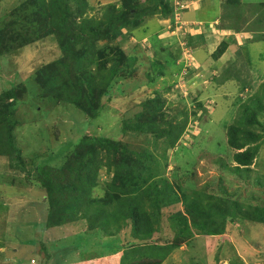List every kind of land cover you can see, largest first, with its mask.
Returning a JSON list of instances; mask_svg holds the SVG:
<instances>
[{
  "label": "trees",
  "instance_id": "obj_1",
  "mask_svg": "<svg viewBox=\"0 0 264 264\" xmlns=\"http://www.w3.org/2000/svg\"><path fill=\"white\" fill-rule=\"evenodd\" d=\"M241 4L242 0L238 3L224 1L223 13L227 17L234 16L238 22L224 25L218 17L214 25L220 32L233 30L241 33L252 23L261 24L264 12L257 11L244 17V11L240 12ZM173 7L172 0H119L101 6L99 13L88 15L87 10L95 7L90 8L87 0H25L0 20V59L12 56V52L26 46L54 39L58 56L37 63L32 61L27 66L28 70L33 69L28 76L41 90L40 96L44 99L49 97L59 103L72 104L88 119H95L105 107L116 102L114 87L132 78L136 70V57L126 56L122 43L117 39L124 32L129 38L136 28L143 26L144 21L155 16L171 18L170 26L174 29L181 21L176 22ZM227 7L232 8L227 10ZM197 22L200 21L189 23L191 30L183 39L184 45L193 49L205 43L203 32H199L201 23ZM160 27L164 28L163 25ZM232 41H236L232 35L225 37L211 57L218 61ZM184 45L176 43L178 51ZM163 54L168 67L177 66L178 55L171 54V51ZM166 68L151 75L148 81L166 76ZM18 87L10 86L0 94L3 101H0V156H6L13 169L23 172L25 181L45 190L47 228L84 219L86 237H96L93 244L99 245L102 251H108L107 254H97L96 250L87 249L89 243L85 241L80 256L77 255L78 246H72L71 253L77 252L78 260L54 263L51 258L57 252L55 246L51 250L40 238L37 251L44 258L53 260L54 264H126V261L130 264H161L170 251L188 241L192 227L197 234L224 236L237 220L264 224V205L244 204L223 186L214 193L209 190L196 192L192 187L193 196L184 194L182 198L185 211L176 213V235L172 240L161 237L163 208L180 201L173 192V183L162 171L169 167L171 150L189 130L188 111L179 110L175 115H167L164 111L160 97L163 89H156L141 99L137 113L122 120L123 138L82 134L61 157L58 165L54 167L32 159L35 165L31 171L21 159L22 149L14 134L18 123L14 114L21 99L17 95ZM22 87L23 94H26L29 84L25 82ZM259 91L241 105L239 119L223 124L227 144L234 152L226 161H220L219 166L222 171L234 172L243 184L250 182L252 166L264 140V121L260 119V115H264V82ZM58 134L56 130V136ZM136 139L142 143L135 144ZM176 162L174 159V166L176 164L181 169ZM182 170L183 174L179 172L175 181L184 191L195 178L186 180L192 169ZM102 171L106 179L100 177ZM96 188H101L99 195L94 194ZM129 227L131 240L119 236ZM116 255L120 256L119 261Z\"/></svg>",
  "mask_w": 264,
  "mask_h": 264
},
{
  "label": "rangeland",
  "instance_id": "obj_2",
  "mask_svg": "<svg viewBox=\"0 0 264 264\" xmlns=\"http://www.w3.org/2000/svg\"><path fill=\"white\" fill-rule=\"evenodd\" d=\"M24 1L0 0V20ZM87 1L90 8L95 7L88 9L87 14L93 15L99 13L101 6L119 0ZM224 1L200 0L196 8L186 6L188 9L175 19L181 21V24L174 29L170 27L171 18L155 16L144 21L145 25L136 28L129 38L124 32L117 41L122 43L126 56L136 57V70L132 78L125 79L114 87L116 102L105 107L95 119H88L72 104L59 103L49 97L44 99L40 96L41 90L28 76L33 69L30 71L27 66L32 61L37 63L58 56L54 39L26 46L16 53L12 52V56L0 59V94L10 86L20 87L17 95L21 99L14 114L18 123L14 134L22 149L21 159L26 168L34 171L33 161L46 162L55 167L82 134L123 138L122 120L137 113L141 99L151 95L156 89H163L160 97L164 102V111L167 115H175L183 109L188 111L189 130L171 150L168 156L169 167L162 171L173 183L175 190L172 188L171 191L176 193L180 201L163 208L161 237L172 240L176 235V213L185 211L182 198L184 194L193 196L192 187L196 192L209 190L214 193L223 186L244 204L264 205V140L252 166L248 184H243V180L234 172L222 171L219 166L220 161H226L234 152L227 144L223 124H231L239 119L241 105L256 96L264 82V15L261 16V24L252 23L241 33L233 30L220 32L214 24L208 25V28L207 23L214 22L218 17L220 22L223 20L224 25L238 22L234 16L227 17L223 13ZM242 3L240 12L244 11V17L257 11L264 12V0H242ZM192 20L200 21L197 22L201 23L199 32H203L205 43L198 44L195 49L184 45L180 48V53L176 43H180V46L184 44L183 39L191 30L189 23ZM146 27L148 28L144 32ZM231 35L236 41H232L224 55L215 61L211 54L225 37ZM166 51L178 55L177 66L168 67L163 54ZM165 67L166 76H160L153 82L148 81L151 75L159 73ZM25 82L29 84V88L23 94L22 86ZM260 119L264 121V115H260ZM56 130L59 133L57 136ZM141 143L142 140H135V144ZM183 147L186 149H182ZM174 159L183 169H192L186 180L195 178V181L187 185V190L183 189L185 192L175 181L179 172L183 174L184 170L179 169L176 164L174 166ZM230 163L233 165V162ZM31 177L33 179L34 175ZM100 177L106 179V174L102 171ZM100 190L101 188H96L94 194L99 195ZM45 200L44 189L25 181L23 172L13 169L6 156H0V264L48 263L50 260L37 251V240L40 238L44 239L51 250L55 246L57 252L51 258L54 263L78 260L85 241L86 244L89 243L87 249L96 250L97 254L108 253L100 250L99 245L93 244L96 237H86L83 230L84 219L77 223L47 228L48 204ZM191 231L192 236L188 241L170 251L161 264H264V224L237 220L224 236L197 234L193 227ZM154 235L156 239L157 235ZM119 236L131 240V227L123 230ZM74 244L78 246V256L77 252L71 253ZM116 258L119 261L120 256L116 255ZM53 260L49 264H54ZM126 264H130V261H126Z\"/></svg>",
  "mask_w": 264,
  "mask_h": 264
},
{
  "label": "clouds",
  "instance_id": "obj_3",
  "mask_svg": "<svg viewBox=\"0 0 264 264\" xmlns=\"http://www.w3.org/2000/svg\"><path fill=\"white\" fill-rule=\"evenodd\" d=\"M172 2L174 4L173 12H175V17L177 19V17H179L180 13L182 11H184L186 8H188L186 6H191L192 5L191 3H193V0H172ZM186 2H187V4H185ZM176 22H178V21H176ZM182 45H184V44H182ZM186 133L187 132H185L184 134H186Z\"/></svg>",
  "mask_w": 264,
  "mask_h": 264
},
{
  "label": "crops",
  "instance_id": "obj_4",
  "mask_svg": "<svg viewBox=\"0 0 264 264\" xmlns=\"http://www.w3.org/2000/svg\"><path fill=\"white\" fill-rule=\"evenodd\" d=\"M198 2H199L198 0H193V3H191V4H192L191 7H192V6H195V8H196L197 5H198ZM194 22H196V21H194ZM202 23H203V22H202ZM203 24H204V23H203ZM210 24H214V22L211 21ZM210 24H209V25H210ZM203 26H206V25L204 24ZM208 27H209V26H208Z\"/></svg>",
  "mask_w": 264,
  "mask_h": 264
},
{
  "label": "built area",
  "instance_id": "obj_5",
  "mask_svg": "<svg viewBox=\"0 0 264 264\" xmlns=\"http://www.w3.org/2000/svg\"><path fill=\"white\" fill-rule=\"evenodd\" d=\"M183 6V5H182ZM34 261V260H33Z\"/></svg>",
  "mask_w": 264,
  "mask_h": 264
}]
</instances>
